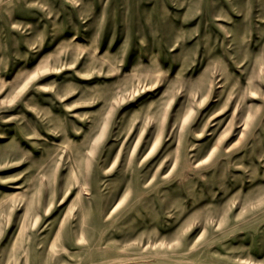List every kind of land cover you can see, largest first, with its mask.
<instances>
[{
	"label": "rangeland",
	"instance_id": "obj_1",
	"mask_svg": "<svg viewBox=\"0 0 264 264\" xmlns=\"http://www.w3.org/2000/svg\"><path fill=\"white\" fill-rule=\"evenodd\" d=\"M0 264H264V0H0Z\"/></svg>",
	"mask_w": 264,
	"mask_h": 264
},
{
	"label": "bare ground",
	"instance_id": "obj_2",
	"mask_svg": "<svg viewBox=\"0 0 264 264\" xmlns=\"http://www.w3.org/2000/svg\"><path fill=\"white\" fill-rule=\"evenodd\" d=\"M111 208V207H110ZM68 248V247H67Z\"/></svg>",
	"mask_w": 264,
	"mask_h": 264
}]
</instances>
